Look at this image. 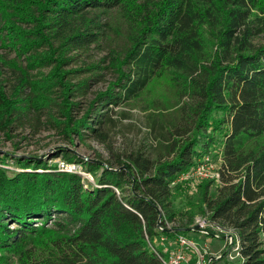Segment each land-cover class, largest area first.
I'll use <instances>...</instances> for the list:
<instances>
[{
	"label": "trees",
	"instance_id": "trees-1",
	"mask_svg": "<svg viewBox=\"0 0 264 264\" xmlns=\"http://www.w3.org/2000/svg\"><path fill=\"white\" fill-rule=\"evenodd\" d=\"M0 50L7 141L52 126L109 153L50 158L95 183L34 157L11 172L0 154V264H162L150 244L197 232V214L234 232L243 264H264V0H0ZM133 111L144 126L117 149ZM211 153L219 184L178 211L191 192L176 180Z\"/></svg>",
	"mask_w": 264,
	"mask_h": 264
},
{
	"label": "rangeland",
	"instance_id": "rangeland-1",
	"mask_svg": "<svg viewBox=\"0 0 264 264\" xmlns=\"http://www.w3.org/2000/svg\"><path fill=\"white\" fill-rule=\"evenodd\" d=\"M4 52L0 50V54ZM15 55H10V58H13ZM3 73L6 77H11V72L3 70ZM112 76H109L107 81H111ZM107 84H98L93 85L90 90V94L88 96V100L90 101L94 98V93L105 90ZM9 87V82H8ZM87 102L84 101V106L86 107ZM143 125L142 122V115L139 114L138 111H133L131 117L127 119H122L119 127L115 134L112 135L111 143L114 145L115 148H119L120 141L125 139V144L128 147H131V141H134L135 134L138 133V130ZM143 136L141 138L146 137L147 129L143 127ZM58 131L52 127H45L41 129V131L37 134H34L29 127L25 131H18L13 134V140L7 141L3 134L0 132V154L5 156L9 161V164L4 165L8 168L11 172H21L20 168H17L12 158L13 156H22L23 158L34 157L44 159L45 161H50L49 164H56L59 170L65 171L62 169L64 166H71L72 168L76 169L72 173H77L82 176L83 180H88L91 183H95L94 177L84 172L81 169V164H70L67 163L62 156H58L50 160V158L57 152L59 148H67L70 151H74L75 154L84 161H91L95 160L98 155L100 154L103 157V160H107L109 158V153L107 151V146L94 142L89 141L87 144L78 145L77 147H73L66 141L62 139V137L57 133ZM137 142V140H136ZM88 145H91L92 148H89ZM214 153L208 155L205 159H198L194 168L190 169L192 171L198 170L199 167H204L205 172H207V180L205 181H193L187 180L186 178L179 177L176 180V187H183L188 186L190 187V194L187 197H178L174 199V206L176 209L182 210L184 207H188V201L191 204H197L199 200L198 190L200 186L207 182H215L216 184L213 185L211 192L215 190L217 184H219V179L217 180L216 174L218 169H220V162L214 158ZM188 170L187 172H189ZM71 171V170H70ZM69 171V172H70ZM201 218L206 219L207 221L209 217L203 216L201 214H197L195 217V221ZM168 228H172V225H169ZM214 236H208L202 232H195L189 235H186L189 241H192L200 250L196 252L193 248H189L187 251L189 261L185 264H243V259L239 255L238 251L236 250L237 247L232 248L233 243V236L227 232L225 235V231H218L214 230ZM165 236V235H163ZM167 241L162 242L161 239L156 241V245L161 247L162 249H170L176 247V237H167Z\"/></svg>",
	"mask_w": 264,
	"mask_h": 264
},
{
	"label": "built area",
	"instance_id": "built-area-1",
	"mask_svg": "<svg viewBox=\"0 0 264 264\" xmlns=\"http://www.w3.org/2000/svg\"><path fill=\"white\" fill-rule=\"evenodd\" d=\"M62 169H65L66 172H69L70 170H71L70 172H73L76 170L72 168L71 166H67V167L64 166ZM192 170H190L189 172H186L185 174H183V176L181 175L182 178L183 179L186 178L187 180H193V181L198 180L202 182L207 180L208 174L207 172H205L204 167H199V169L195 171H192ZM216 178L217 180L220 178L219 169L217 171ZM195 225H196L195 227H199V229L205 234L208 233L207 227L209 226H211L213 230L223 231L215 224H209V222L207 221V218L203 220L201 218H198L195 221ZM228 232L230 234L234 233L232 230ZM161 241L166 242L167 241L166 236H162ZM150 247L155 251L157 257L161 260L162 264H185L189 261V258L187 256L188 255L187 251L189 250V248H193L196 252L200 251L198 250L197 246L192 241H189L187 239L185 235H177L176 247L173 248L172 250L163 249L162 251H158L151 244H150ZM237 249L238 248H236V250Z\"/></svg>",
	"mask_w": 264,
	"mask_h": 264
},
{
	"label": "water",
	"instance_id": "water-1",
	"mask_svg": "<svg viewBox=\"0 0 264 264\" xmlns=\"http://www.w3.org/2000/svg\"><path fill=\"white\" fill-rule=\"evenodd\" d=\"M190 230H192V231H197V232H200L201 230L199 229V227H194V228H192V229H190Z\"/></svg>",
	"mask_w": 264,
	"mask_h": 264
}]
</instances>
